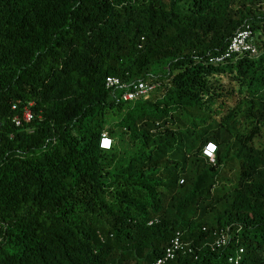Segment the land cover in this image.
Masks as SVG:
<instances>
[{"label": "trees", "instance_id": "16d2710c", "mask_svg": "<svg viewBox=\"0 0 264 264\" xmlns=\"http://www.w3.org/2000/svg\"><path fill=\"white\" fill-rule=\"evenodd\" d=\"M246 25L259 56L216 62ZM263 29L264 0H0V264H152L176 236L168 264H264Z\"/></svg>", "mask_w": 264, "mask_h": 264}, {"label": "built area", "instance_id": "2783aa9c", "mask_svg": "<svg viewBox=\"0 0 264 264\" xmlns=\"http://www.w3.org/2000/svg\"><path fill=\"white\" fill-rule=\"evenodd\" d=\"M245 54L250 56H259L260 54L257 44V34L250 25H246L238 31L231 40L226 51L221 56L217 57L215 61L224 62L230 59L237 60L240 56ZM156 87L157 85L155 83H149L143 80L124 82L118 77H109L106 80V88L116 92L115 96L118 103L136 101L141 98L147 99ZM25 117L27 120H31L32 115L30 112H27ZM111 144L112 139L107 134H104L101 146L104 148H110ZM215 150L216 146L214 144H209L205 149V154L213 159ZM226 242L227 235L225 233H222L216 241L218 246L224 245ZM182 249V241L179 236H176L166 249L165 254L152 264H168ZM242 253L243 249L240 250V253H238L236 258L231 257L230 262L238 264Z\"/></svg>", "mask_w": 264, "mask_h": 264}]
</instances>
